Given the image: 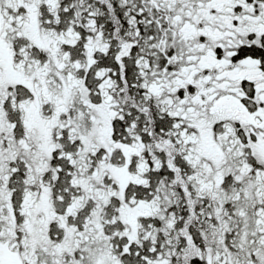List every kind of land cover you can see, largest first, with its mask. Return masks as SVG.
I'll list each match as a JSON object with an SVG mask.
<instances>
[{
  "label": "snow or ice",
  "instance_id": "snow-or-ice-1",
  "mask_svg": "<svg viewBox=\"0 0 264 264\" xmlns=\"http://www.w3.org/2000/svg\"><path fill=\"white\" fill-rule=\"evenodd\" d=\"M0 264H264V0H0Z\"/></svg>",
  "mask_w": 264,
  "mask_h": 264
}]
</instances>
